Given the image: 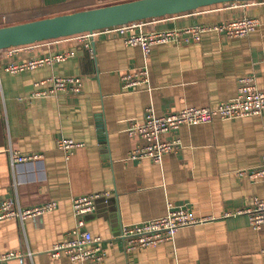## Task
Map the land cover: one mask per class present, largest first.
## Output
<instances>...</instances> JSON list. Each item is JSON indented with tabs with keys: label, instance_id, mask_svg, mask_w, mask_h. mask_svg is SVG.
<instances>
[{
	"label": "crops",
	"instance_id": "obj_1",
	"mask_svg": "<svg viewBox=\"0 0 264 264\" xmlns=\"http://www.w3.org/2000/svg\"><path fill=\"white\" fill-rule=\"evenodd\" d=\"M90 1L95 0H0V25L85 9ZM230 4L150 19L136 33L248 16L259 19L258 27L243 37L212 30L198 41L156 44L147 59L116 31H102L88 46L70 36L0 50V203L22 209L58 203L39 217L0 219V253H24L8 264H74L50 250L76 225L72 199L104 192L108 197L98 199L83 227L113 238L103 243V264H264V224L255 229L246 212L255 197L264 198V179L240 174L264 166V111L184 124L164 134V140L178 139L179 147L160 164L126 159L141 142L128 134L129 123L143 121L148 107L168 114L232 102L245 76L264 90V0ZM67 51L74 54L65 61L7 70ZM144 67L149 82L124 88L122 76ZM54 76H80L82 91L34 95L42 88L37 81ZM60 138L83 145L66 155ZM9 149L43 156L12 166ZM168 202L211 219L180 228L173 240L126 251L118 237L122 230L164 217Z\"/></svg>",
	"mask_w": 264,
	"mask_h": 264
},
{
	"label": "built area",
	"instance_id": "obj_2",
	"mask_svg": "<svg viewBox=\"0 0 264 264\" xmlns=\"http://www.w3.org/2000/svg\"><path fill=\"white\" fill-rule=\"evenodd\" d=\"M255 1L228 2L233 7L248 6ZM227 4V3H225ZM157 19V18H152ZM150 19L130 22L123 25L113 26L103 30L84 32L74 35L85 41L86 46L94 41L102 31H116L124 36L125 43L132 46H140L147 59L152 47L156 44L177 42L180 43L188 38L191 41H198L202 33L206 31H218L228 37H243L255 30L259 25V19L254 16L230 19L225 22L213 24L191 25L182 28L149 30L148 32L136 33L144 21ZM19 47V46H18ZM9 51H16L17 47L8 48ZM74 53L71 51L60 52L48 55L39 59H33L19 64H10L8 71L18 72L24 69H34L45 64L65 61ZM149 82V71L146 67L127 73L122 76L123 87L126 89L141 86ZM36 86L42 87L34 92L37 96H55L62 91H69L79 94L82 91L83 80L80 76H54L37 81ZM264 111V90L258 89L253 76H245L240 80L238 96L235 101L221 102L216 107H187L168 114H157L153 107L146 109L143 121L132 120L127 128L131 137H137L141 142L130 149L127 160H140L151 158L156 163H162L164 155L176 151L179 147V140H164L163 135L171 133L184 124H193L211 121L216 117L222 119L243 117L248 115H259ZM83 143L69 138H60L58 147L66 155H70L73 149L82 146ZM9 161L12 166L18 162L39 159L42 154L22 153L9 149ZM241 175H247L252 179H264V166L254 170L241 171ZM109 193H93L74 197L72 199L73 211L76 219L75 227L70 230L66 239L58 242L50 250L53 257L65 254L74 264H103L105 249L103 243L112 239H104L93 236L85 230V216L93 212L98 199L108 197ZM57 201H48L37 207L22 209L12 201L0 203V219L18 218L23 221L29 217H39L44 213L57 208ZM250 214V222L255 229L264 224V198L255 197L253 206L247 211ZM211 217H198L191 211L177 206L173 202L167 204V215L153 219L145 223L126 227L122 230L119 238L123 239L126 251H132L140 247L155 246L166 240H173L177 231L186 226L196 225L208 221ZM22 252L0 253V264H8L11 259L23 257Z\"/></svg>",
	"mask_w": 264,
	"mask_h": 264
},
{
	"label": "water",
	"instance_id": "obj_3",
	"mask_svg": "<svg viewBox=\"0 0 264 264\" xmlns=\"http://www.w3.org/2000/svg\"><path fill=\"white\" fill-rule=\"evenodd\" d=\"M244 1L257 0H128L44 16L0 26V50L103 30L130 22L187 13L212 5Z\"/></svg>",
	"mask_w": 264,
	"mask_h": 264
},
{
	"label": "rangeland",
	"instance_id": "obj_4",
	"mask_svg": "<svg viewBox=\"0 0 264 264\" xmlns=\"http://www.w3.org/2000/svg\"><path fill=\"white\" fill-rule=\"evenodd\" d=\"M122 1H128V0H98V1H90L88 4L84 5L83 7H89V8H92V7H99V6H105V5H110V4H114V3H118V2H122ZM78 10H81V9H70L69 12H66L64 9L63 11L62 10H59L54 12L53 14H50V15H47V13H44L43 16H54V15H58V14H64V13H71V12H74V11H78ZM45 11V10H43ZM0 26H4V25H0Z\"/></svg>",
	"mask_w": 264,
	"mask_h": 264
},
{
	"label": "trees",
	"instance_id": "obj_5",
	"mask_svg": "<svg viewBox=\"0 0 264 264\" xmlns=\"http://www.w3.org/2000/svg\"><path fill=\"white\" fill-rule=\"evenodd\" d=\"M218 5V4H217Z\"/></svg>",
	"mask_w": 264,
	"mask_h": 264
}]
</instances>
